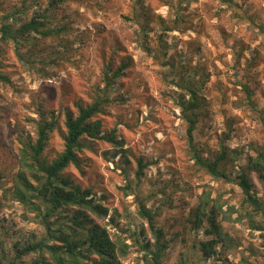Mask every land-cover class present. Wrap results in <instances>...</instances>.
Returning a JSON list of instances; mask_svg holds the SVG:
<instances>
[{
	"label": "rangeland",
	"instance_id": "obj_1",
	"mask_svg": "<svg viewBox=\"0 0 264 264\" xmlns=\"http://www.w3.org/2000/svg\"><path fill=\"white\" fill-rule=\"evenodd\" d=\"M18 6L25 11L22 21L45 12L52 27L64 30L49 37L33 32L30 43L3 46L2 57L10 63L4 71L12 82H0L1 219L24 234H42L34 213L4 194L20 169L21 140L36 138L39 120L59 108L62 90L70 93L69 98L63 95V104L103 93L109 87L110 59L114 69L124 58L131 63L122 71L124 86L117 81L112 88L123 99L108 98L109 87L101 111V135L114 130L121 143L96 139L95 148L82 152L87 166L66 169L75 183L92 186L97 198L106 197L116 222L92 213L93 219L131 243L123 231L128 225L150 227L138 215L139 199L145 196L148 207H161L156 219L174 239L164 262L179 264L186 243L212 237L190 222V209L209 196L223 207L217 223L226 236L218 238L224 246L216 249L226 260L211 257L199 264H264L262 230L254 228L248 214L257 220L261 216L243 201L236 181L207 173L186 155L187 122L179 102L181 96L190 97L182 76L195 72L206 105L194 133L205 156L223 143L241 148L243 158L235 165H245L264 147V0H60L53 6L50 0H0V26ZM243 83L250 87L251 102ZM52 135L51 155L62 149L60 134ZM140 157L156 163L148 164L139 181ZM235 165L227 171L238 170ZM251 177L252 190L264 201L263 178ZM136 256L130 253L125 263L145 264Z\"/></svg>",
	"mask_w": 264,
	"mask_h": 264
},
{
	"label": "trees",
	"instance_id": "obj_2",
	"mask_svg": "<svg viewBox=\"0 0 264 264\" xmlns=\"http://www.w3.org/2000/svg\"><path fill=\"white\" fill-rule=\"evenodd\" d=\"M58 1L60 0H50V4H57ZM22 14H25V11L18 6L16 12L1 19L0 82H12L4 71L5 66L10 64L7 58L2 57L4 44L30 43L33 32L49 37L64 30L63 27H52L49 24L51 15L45 12L38 17L33 15L27 21H22ZM32 53L30 50L29 54ZM112 67L111 58L107 68L111 74L107 72L105 76L107 85L111 88L107 97H117V100L121 97V101L123 97L114 94L112 88L117 81L119 86H124L122 71L131 67V63L122 58L116 68ZM182 79V86L190 94L188 99L185 95L181 96L179 101L182 116L187 122L186 155L207 173L237 182L244 194L243 201L261 216V219L257 220L251 212L248 214L254 228L262 230L264 237V201L252 190L254 181L251 177V173H256L264 180V147L258 148L255 156L249 155L245 165H235V162L243 158L242 149H231L223 143L217 151L205 156L198 147L194 133L200 122V110L206 105L205 97L199 93L195 72L187 73ZM243 86L251 102L250 87L246 83H243ZM108 88L88 101L73 99L69 104H63L62 100L63 95L64 98H69L70 93L62 90L59 108L52 107L48 116L39 120L36 138L26 137L21 140L18 154L20 169L15 174L13 186L5 189L4 194L10 193L28 209V212L34 213L43 226V231L41 235L24 234L22 229H16L14 224L0 217V264H126L125 259L130 253H137L138 261L145 264H167L164 262L165 251L174 239L156 219L161 207H148L145 196L140 197L138 215L146 220L150 227L145 228L144 223L137 224L135 228L128 225L123 230L131 239V243H128L121 236L111 234L107 225L97 223L91 216L93 213L102 219L108 217L110 223L116 222L114 214L110 213L106 197L102 195L97 198L92 186L83 187L75 183L71 176L66 175V169L70 165H75L81 170L87 166L82 152L95 148L96 139L121 143L114 130L107 136L101 135L105 129L101 111ZM41 114L44 115L45 110L41 111ZM60 116H63V120ZM56 131L62 138V149L51 155L48 144ZM154 163V160L148 163L143 157L138 158L135 175L139 181L140 173L148 164ZM233 163L238 170L233 171V168H230L227 171ZM2 177L0 173V181ZM126 186L130 187V183ZM163 191L164 194L167 192L166 189ZM166 198L167 201H172L171 197ZM209 198L202 196V201L190 209L193 218L190 222L195 230L204 229V232L212 237L205 241L186 243L179 264H199V260L211 257L226 260L222 257L223 251L216 249L224 246L220 245L218 238L224 241L226 236L221 225L217 223L219 210L223 207L216 199ZM1 204L0 201V206ZM206 223L209 226L206 227ZM115 225L118 226V223Z\"/></svg>",
	"mask_w": 264,
	"mask_h": 264
},
{
	"label": "bare ground",
	"instance_id": "obj_3",
	"mask_svg": "<svg viewBox=\"0 0 264 264\" xmlns=\"http://www.w3.org/2000/svg\"><path fill=\"white\" fill-rule=\"evenodd\" d=\"M53 2V1H52ZM53 6V5H52Z\"/></svg>",
	"mask_w": 264,
	"mask_h": 264
}]
</instances>
